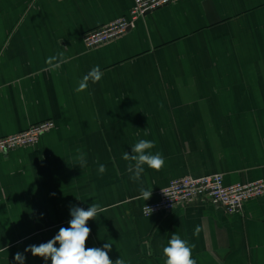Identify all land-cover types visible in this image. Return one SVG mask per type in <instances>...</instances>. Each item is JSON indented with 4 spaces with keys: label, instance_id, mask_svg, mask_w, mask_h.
<instances>
[{
    "label": "crops",
    "instance_id": "crops-1",
    "mask_svg": "<svg viewBox=\"0 0 264 264\" xmlns=\"http://www.w3.org/2000/svg\"><path fill=\"white\" fill-rule=\"evenodd\" d=\"M133 4L0 0V138L55 124L35 146L0 154V264H16L17 252L25 264H51L24 249L68 227L70 207L94 202L104 211L87 223L86 248L111 243L113 264H164L173 233L195 245L197 264H264V196L233 213L201 200L142 212L186 176L264 182V0H180L85 47L86 34ZM96 65L102 79L76 91ZM140 139L155 142L165 165H145L137 182L122 157Z\"/></svg>",
    "mask_w": 264,
    "mask_h": 264
},
{
    "label": "clouds",
    "instance_id": "clouds-1",
    "mask_svg": "<svg viewBox=\"0 0 264 264\" xmlns=\"http://www.w3.org/2000/svg\"><path fill=\"white\" fill-rule=\"evenodd\" d=\"M55 59L56 57H51L48 62L51 63ZM102 76L103 73L99 65L94 66L83 76L76 91L85 90L89 81L98 83ZM154 147V141L140 139L131 146V155L127 152L123 154L122 158L125 161H130L127 168L132 173L131 179L133 181H140L145 165L155 171L163 169L165 158L159 152L153 154L150 150ZM77 151L79 152V150ZM77 160L80 168L86 167L87 160L84 153L81 152ZM131 162H134V164ZM106 171V165L100 164L98 173L103 175ZM139 191L141 198L145 201L152 196V190L140 187ZM103 211L104 209L95 202L87 210L77 206L70 207L71 219L68 222V227H61L58 233L47 242L27 246L24 252H30L34 257H40L45 262L50 259L51 264H113L108 255L112 249L111 243L106 242L103 247L86 248V241L91 234V229L87 226V223L89 220H95L98 214ZM153 211L154 209L146 204L144 205L143 212L145 215L149 217ZM198 233L199 229L197 228L194 235H198ZM57 244L59 245L58 247L56 246ZM194 248V244L182 239L178 233H173L167 242V246L163 247L164 264H197V261L192 256ZM2 252H8L7 246L0 247V253ZM25 259V255L21 252H17L14 256L16 264H25ZM114 264H126V262L121 257Z\"/></svg>",
    "mask_w": 264,
    "mask_h": 264
},
{
    "label": "built area",
    "instance_id": "built-area-1",
    "mask_svg": "<svg viewBox=\"0 0 264 264\" xmlns=\"http://www.w3.org/2000/svg\"><path fill=\"white\" fill-rule=\"evenodd\" d=\"M179 1L134 0L128 16L86 34L84 45L88 50H92L111 43L134 28L136 22L148 13L173 5ZM54 128L55 124L53 122H43L33 125L23 132L0 138V154H6L16 149L33 147L44 134ZM162 190L159 192V200L148 204L149 207L154 209L151 215L158 213L169 214L175 208L188 205L197 200L220 205L228 212L233 213L242 209L246 202L263 197L264 182L239 183L226 186L224 176L221 174L201 178L186 176L171 181L169 186Z\"/></svg>",
    "mask_w": 264,
    "mask_h": 264
}]
</instances>
